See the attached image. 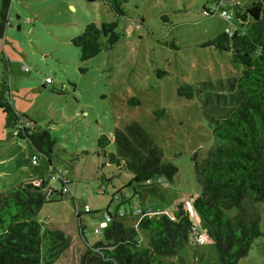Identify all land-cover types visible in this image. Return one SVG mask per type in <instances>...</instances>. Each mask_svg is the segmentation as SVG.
<instances>
[{"label": "rangeland", "instance_id": "obj_1", "mask_svg": "<svg viewBox=\"0 0 264 264\" xmlns=\"http://www.w3.org/2000/svg\"><path fill=\"white\" fill-rule=\"evenodd\" d=\"M212 3L131 0L125 4L127 15L117 19L105 0L91 4L85 0H10L0 38V91L9 85L18 117L27 126L33 123L36 129H48L56 145L52 169L28 140L14 136V121L8 125L7 115L0 112V197L16 184L48 180L57 176L55 169L67 170L62 173L72 182L70 195L44 204L36 217L43 230H60L71 238L72 245L58 264H80L78 257L83 249L98 241L95 228L106 211L117 214L116 221L126 228L137 229L141 216L119 214L140 208L152 220L162 215L173 217L181 201L200 238L194 237L177 255L161 257L160 264L220 263L190 199L200 193L192 155L198 152L202 158L212 146L209 125L198 97L187 100L177 94L183 84L197 86L242 72L230 56L205 47L227 28L233 31L238 22L233 19L229 25L218 13L205 18L203 8ZM114 21H118L119 41L106 49L102 38L101 53L82 62L81 50L73 45V38L88 24ZM47 77L52 83L45 85ZM131 98L139 100L140 105H128ZM160 109L164 113L158 118L154 113ZM131 121H137L152 136L163 150V161L177 167L178 174L171 183L162 177L170 184L161 191L162 196H137L130 189L117 193L116 201L110 204V196L130 176L115 166L101 167L104 160L96 154L97 142L101 135L113 139L114 129ZM115 150L112 141L107 151ZM34 155L37 164L31 162ZM76 155L78 161L74 160ZM60 183H56L59 189ZM73 195L82 213L83 232L75 216ZM253 209L261 220L263 235L239 264H264V203L254 204ZM236 212L232 209L228 215ZM138 234L141 247H147V231L138 229Z\"/></svg>", "mask_w": 264, "mask_h": 264}, {"label": "trees", "instance_id": "obj_2", "mask_svg": "<svg viewBox=\"0 0 264 264\" xmlns=\"http://www.w3.org/2000/svg\"><path fill=\"white\" fill-rule=\"evenodd\" d=\"M97 1L85 0L88 4ZM130 1L105 0V3L115 17L121 19L127 15L125 4ZM212 2L211 7L203 8L205 18L227 12L230 18L225 20L229 25L233 19L238 22L233 31L227 28L208 41L205 47L214 48L221 56H230L231 61L242 68V72L215 82L207 80L197 86L183 84L177 94L187 100L198 97L212 140L206 155L202 158L198 152L192 155L194 176L200 187L199 194L190 196L192 210L199 218L206 237L216 247L219 264H239L263 235L261 220L253 206L264 203V0ZM9 7L10 0H3L0 38ZM117 28L118 21L88 24L72 40L73 45L81 50V61H89L101 53L102 38L105 39L106 49H111L120 38ZM5 91H9L6 86L3 93ZM3 93L0 100L5 102ZM128 105L138 106L140 101L131 98ZM2 107L9 125L14 121L15 128L18 116L12 104L7 103ZM163 113L164 110L160 109L154 114L159 118ZM30 124L33 127H25L17 137L28 140L33 151L45 156L53 169L56 140L48 129H36L33 123ZM112 141L116 147L114 153L107 151ZM97 148V156H102L104 160L101 167L115 166L130 176L125 185L110 196V204L116 201L117 193L130 189L137 196L143 193L162 196L161 191L170 188L168 182H174L178 174L177 167L163 161L162 148L137 121L115 128L113 139L101 135ZM74 160L78 161L79 155ZM55 172H58L57 169ZM59 174L65 176L62 172ZM49 179L42 180L40 185H35L33 181L16 184L0 197V264H58L69 251L72 245L70 237L60 230H43L36 220L44 204L70 195V179L66 177L67 193L46 190ZM71 200L80 232H83L80 221L82 213L76 207L74 195ZM139 209L119 214L120 217L125 214L141 216L137 229L126 228L122 222L116 221L117 214L106 211L104 220L100 221L110 220L102 231L104 238L101 240L98 237V241L83 249L78 257L80 264H160L161 257L177 255L194 237L200 238L183 201L177 204L173 217L162 215L152 220ZM232 209L237 212L229 216L228 211ZM138 229L147 231V247H141Z\"/></svg>", "mask_w": 264, "mask_h": 264}, {"label": "built area", "instance_id": "obj_3", "mask_svg": "<svg viewBox=\"0 0 264 264\" xmlns=\"http://www.w3.org/2000/svg\"><path fill=\"white\" fill-rule=\"evenodd\" d=\"M221 15L224 17V18H226V19H229L230 18V16H228V14H227V12H222L221 13ZM52 83V79L50 78V77H47L46 79H45V84H51ZM6 87H8L9 88V91L8 92H6L5 91V93H3V95H4V97H5V99H6V101L5 102H2L1 100H0V112H5V109H4V107H2V106H5L7 103L9 104H12V102H11V91H10V86L8 85V86H6ZM17 118V122H16V126H15V130H14V136H16L17 137V135L18 134H20L21 133V131H23L24 132V128L25 127H31L30 125L29 126H27L26 125V123H25V121H23L22 119H20L19 117H16ZM28 132V134L30 133L29 131H27ZM31 162L33 163V164H37V162H38V157L37 156H32L31 157ZM62 171H58L57 172V176H53V177H50V179H49V181H48V184H47V186H46V190L48 189L49 191H51V190H57V191H62L63 193H67V192H69V189H68V187L65 185V184H67V179H66V177L64 176H61V174H59V173H61ZM61 179L62 181H57L58 179ZM53 181V182H52ZM60 183L61 184V188L59 189L57 186H56V183ZM35 185H40L41 184V181H39V180H35L34 182H33ZM139 213V212H138ZM109 223H110V220L107 218V221H103V222H100V226L99 227H97V228H95V234H96V236L97 237H99L101 234H102V231L104 230V229H106L107 228V226L109 225Z\"/></svg>", "mask_w": 264, "mask_h": 264}, {"label": "crops", "instance_id": "obj_4", "mask_svg": "<svg viewBox=\"0 0 264 264\" xmlns=\"http://www.w3.org/2000/svg\"><path fill=\"white\" fill-rule=\"evenodd\" d=\"M9 78H10V77H9ZM2 89H3V88H2ZM10 91H11V90H10ZM1 93H3V90L0 91V95H1ZM13 108H14V105H13ZM14 111H15V108H14ZM15 113H16V115L18 116V113H17L16 111H15ZM8 125H9V122H8ZM31 181L34 182L35 180H31ZM24 182H27V181H24Z\"/></svg>", "mask_w": 264, "mask_h": 264}]
</instances>
